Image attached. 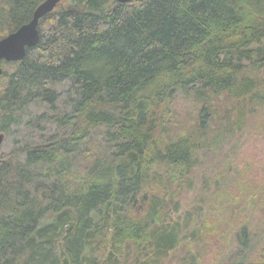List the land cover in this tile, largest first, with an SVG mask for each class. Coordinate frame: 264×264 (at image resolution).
Returning <instances> with one entry per match:
<instances>
[{
  "label": "trees",
  "instance_id": "16d2710c",
  "mask_svg": "<svg viewBox=\"0 0 264 264\" xmlns=\"http://www.w3.org/2000/svg\"><path fill=\"white\" fill-rule=\"evenodd\" d=\"M43 1L0 0V39ZM71 1L1 62L0 133H30L0 159V264H204L182 197L264 104V0Z\"/></svg>",
  "mask_w": 264,
  "mask_h": 264
},
{
  "label": "rangeland",
  "instance_id": "374dc122",
  "mask_svg": "<svg viewBox=\"0 0 264 264\" xmlns=\"http://www.w3.org/2000/svg\"><path fill=\"white\" fill-rule=\"evenodd\" d=\"M71 3L63 0L57 8L69 7ZM176 112L187 117V104L180 105ZM29 133L23 123L13 126L10 133L5 132L0 159L8 160ZM227 140L214 161L195 175V188L187 190L182 197L181 214L198 206L202 208L199 214L210 224V229L201 236L198 251L204 264H236L228 254L237 245L239 224H247L254 236L245 264L261 262L264 260V104L249 115L241 131ZM207 185L213 189L210 194ZM174 264H178L177 260Z\"/></svg>",
  "mask_w": 264,
  "mask_h": 264
},
{
  "label": "water",
  "instance_id": "95a60500",
  "mask_svg": "<svg viewBox=\"0 0 264 264\" xmlns=\"http://www.w3.org/2000/svg\"><path fill=\"white\" fill-rule=\"evenodd\" d=\"M63 0H45L35 10L32 19L22 25L18 30L0 39V76L4 69L2 61H24L27 49L38 44L40 40L39 24L48 13L57 9ZM119 3H127L133 0H116ZM5 140V134L0 133V148Z\"/></svg>",
  "mask_w": 264,
  "mask_h": 264
},
{
  "label": "bare ground",
  "instance_id": "6f19581e",
  "mask_svg": "<svg viewBox=\"0 0 264 264\" xmlns=\"http://www.w3.org/2000/svg\"><path fill=\"white\" fill-rule=\"evenodd\" d=\"M64 226V225H63Z\"/></svg>",
  "mask_w": 264,
  "mask_h": 264
}]
</instances>
